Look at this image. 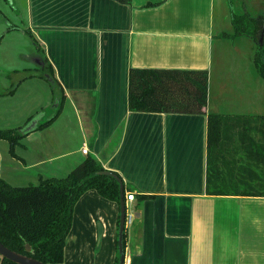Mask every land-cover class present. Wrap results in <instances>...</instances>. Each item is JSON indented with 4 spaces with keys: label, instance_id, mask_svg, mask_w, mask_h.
<instances>
[{
    "label": "crops",
    "instance_id": "crops-1",
    "mask_svg": "<svg viewBox=\"0 0 264 264\" xmlns=\"http://www.w3.org/2000/svg\"><path fill=\"white\" fill-rule=\"evenodd\" d=\"M12 1L26 28L7 31L29 34L38 56L36 67L23 66L29 76L15 89L0 91L4 118L14 109L6 99L30 81L48 75L58 92L44 101L56 107L44 121L54 118L21 138L22 152L9 151L12 159L24 168L46 165L39 179L64 177L88 155L120 175L124 192L135 193L126 202L132 222L125 227L124 264H264V197L206 193L207 112L247 118L264 111V80L253 70L245 75V96L236 92L238 80L222 91L224 76L218 97L213 93L214 48L235 36L233 13L217 25L216 0ZM254 6L247 15L262 17V0ZM131 68L207 70L206 113L130 111ZM23 94L29 106L36 103L37 90ZM216 147L226 184L241 166L247 176V151L236 134ZM118 216L116 202L85 191L73 208L63 264H114Z\"/></svg>",
    "mask_w": 264,
    "mask_h": 264
},
{
    "label": "trees",
    "instance_id": "trees-1",
    "mask_svg": "<svg viewBox=\"0 0 264 264\" xmlns=\"http://www.w3.org/2000/svg\"><path fill=\"white\" fill-rule=\"evenodd\" d=\"M247 17L234 15L232 24L236 34H243L236 25L244 19L243 25H252L248 35L255 40L261 31L264 34V20L262 17ZM32 42L36 43L34 40ZM253 65L264 80V53L260 45L253 54ZM207 83L208 72L205 69L131 68L128 107L130 111L204 114ZM53 118L36 129L42 128ZM21 128H0V139L8 141L13 156H16L15 146L28 134ZM233 134L240 138L242 150L247 151V176L242 175L245 167L241 166L237 169L236 177L232 178L234 182L226 184L216 145L222 146L226 137ZM246 140L247 145L244 144ZM207 141V194L264 197V111L261 115L247 118L208 111ZM102 170H105L102 165L88 155L64 177L40 178L38 184L13 186L0 177V241L10 250L31 256L44 264H63L65 240L71 227L74 205L80 196L93 189L102 197L116 202L119 207V184L114 178L98 173ZM130 189L127 185V190ZM25 244L30 245L31 252L25 249ZM118 256L117 251L114 264H118ZM0 264L18 263L0 255Z\"/></svg>",
    "mask_w": 264,
    "mask_h": 264
},
{
    "label": "rangeland",
    "instance_id": "rangeland-1",
    "mask_svg": "<svg viewBox=\"0 0 264 264\" xmlns=\"http://www.w3.org/2000/svg\"><path fill=\"white\" fill-rule=\"evenodd\" d=\"M16 1L18 2L20 0ZM255 1L256 0H249V3L247 4V0H216V24L219 25L222 24V22L228 24L230 21L229 10L233 13L232 19L234 15L244 17V15H247L246 11H249V13H251L250 15H254L252 12H254L253 7H255ZM16 5L17 4L12 0H0V29L6 24V28L0 32V82L6 80L7 85L2 89L0 86V91H3L4 93L10 91V89H15L21 81V78L29 73V71H26L23 66L31 67V69L36 67L33 63V57L34 55H37V50L32 43L29 34L16 29L7 31V27L12 28L14 27L13 25H18L24 29L26 28L25 19L17 10ZM262 5L264 9V0H262ZM260 15L264 18V12ZM237 19L239 18L237 17ZM243 22L244 19H242L241 23L237 22L236 25L238 31L243 34H237L238 36L235 34L233 37L227 36L228 40L224 41L225 43L220 41L221 43H217L214 48V86L212 85V89L214 95L217 97L218 88L220 87L219 83H223L220 79L221 76H224L223 80L226 79V87H224L222 91L225 89L228 90L229 87L232 88L233 85L236 84L234 80H238L239 83L237 84H239V87L236 92L243 97L246 92H249V87L247 88L249 83L248 81L246 82L245 76L247 71L249 70V72H251V70H253V74H258L253 66V54L258 45L261 46L264 53V36H261L260 34L258 36L257 34V39L255 40L246 36L245 33L249 34L252 30V25H243ZM224 26L228 29L227 25ZM231 29L232 30L230 31L232 33H236L234 26L231 27ZM219 37L222 38L223 35L221 34ZM243 40L244 44H239V42H243ZM34 72L36 73L39 71L36 69ZM30 82H34L33 85H31V83H26V85L20 87L14 97L6 99L7 106L12 105L14 109L11 111L9 118H4V114L1 111L2 108L0 109V113L2 114L0 115V128L9 129L17 126H30L35 121H43L47 119V117L55 114V101L51 102L48 100L47 104H45L46 106L44 105V101L46 97H50V94L55 95L56 97L58 94V92H56V85H54L52 81H48L44 78ZM245 87L247 88V91ZM24 88H27L28 92H36L37 90L38 98H35L36 103H34V105L29 106L28 100L24 98ZM224 94L222 95L223 98ZM225 97L227 98L228 94H225ZM51 98L53 97L51 96ZM37 103L40 104L37 105ZM27 106H29L28 110L25 109ZM29 115L31 116L27 119ZM8 147L9 145L6 140L0 141V176L13 186L38 184L39 175H43L41 170H46L47 166L41 165L24 168L19 160L12 159ZM21 150L20 145L15 146L16 153L20 154L22 152Z\"/></svg>",
    "mask_w": 264,
    "mask_h": 264
},
{
    "label": "water",
    "instance_id": "water-1",
    "mask_svg": "<svg viewBox=\"0 0 264 264\" xmlns=\"http://www.w3.org/2000/svg\"><path fill=\"white\" fill-rule=\"evenodd\" d=\"M45 77H46L45 78L46 80L53 82L52 78L49 77L48 75H46ZM44 122H45L44 120L43 122L35 121L30 126L22 127L21 130L27 131L29 133L35 130L38 127V125ZM98 173L114 178L119 184V218H118V232H117V251L119 255L118 264H124L125 248H123V236H124V229H125L124 224H125V215H126V201H125L124 185H123L121 178H119L114 172L110 170H102V171H99ZM25 249L28 252L32 251L29 244H25ZM0 255L18 264H44L42 261L35 259L31 256L17 253L13 250H10L1 241H0Z\"/></svg>",
    "mask_w": 264,
    "mask_h": 264
},
{
    "label": "built area",
    "instance_id": "built-area-1",
    "mask_svg": "<svg viewBox=\"0 0 264 264\" xmlns=\"http://www.w3.org/2000/svg\"><path fill=\"white\" fill-rule=\"evenodd\" d=\"M84 154L87 153V148H82L81 150ZM135 197V193L134 192H126L125 193V201L128 202V201H131L133 200ZM132 222V216L131 214L127 211V205H126V215H125V224L124 226L127 227L131 224Z\"/></svg>",
    "mask_w": 264,
    "mask_h": 264
}]
</instances>
